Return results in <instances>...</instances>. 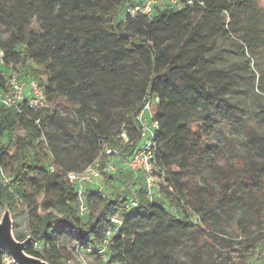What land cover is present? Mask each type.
Here are the masks:
<instances>
[{
	"label": "trees",
	"instance_id": "16d2710c",
	"mask_svg": "<svg viewBox=\"0 0 264 264\" xmlns=\"http://www.w3.org/2000/svg\"><path fill=\"white\" fill-rule=\"evenodd\" d=\"M145 1L0 0V90L20 73L38 83L49 105L66 99L71 122L82 126L68 139L60 116L30 107L28 95L20 112L0 107V213L7 206L13 217L27 214L28 235H14L30 238L27 253L49 264H65L67 247L77 246L92 249L98 264H187L176 255L193 237L200 245L221 241L243 260L264 246V159L228 156L217 110L232 86L206 61L217 35L242 55L264 50L259 0H195L181 9L156 6L151 17L127 14ZM194 11L203 23L193 25ZM154 99L156 164L172 192L159 184L162 196L149 201L144 185L134 196L143 178L129 173L108 178L114 200L90 186L83 197L68 175L106 149L118 155L103 154V164L130 159L141 146L136 118ZM115 215L123 224L104 261L97 252ZM222 215L236 218L239 240L213 232ZM198 253L188 264H201ZM7 257L0 252V264Z\"/></svg>",
	"mask_w": 264,
	"mask_h": 264
},
{
	"label": "rangeland",
	"instance_id": "374dc122",
	"mask_svg": "<svg viewBox=\"0 0 264 264\" xmlns=\"http://www.w3.org/2000/svg\"><path fill=\"white\" fill-rule=\"evenodd\" d=\"M259 6L264 12V0H259ZM198 23H203V14L200 11H194L193 25ZM214 25L213 22L210 23L207 31H212ZM232 39L237 40L239 36L233 35ZM209 45L212 47V52L206 56L208 67L232 86V91L226 95L225 102L217 110V115L221 119L220 121L225 124V127L220 123L218 125L221 127L226 141L227 154L230 156V152H233V155L246 158L253 156L258 159H264V50L261 52V50L259 51L256 48H248L245 51V55H242L233 46L232 41L224 39L220 35L211 37ZM248 63H250V71L247 68ZM15 75L18 77L22 76L20 73ZM26 80L28 81V79ZM26 80L23 79V81ZM45 108L51 109L60 116L65 122V127L68 131L66 133L71 135V137L67 135L68 139H75L73 135L82 126L79 123L77 124L76 120L75 122H71L74 119L72 105L66 99H61L50 105L47 103ZM242 123L251 128L254 134H248L243 128ZM24 134L25 132L20 128L18 135L23 137ZM124 162H126V159L116 162L119 169L115 174L116 177L121 174L130 173L129 171L122 170ZM8 174L9 171L4 172L3 175L8 176ZM130 174L133 175L132 173ZM108 182L111 185H115L110 179L102 178L95 181L93 188L97 189L99 186H103L102 194L114 200L116 191L114 188L106 186ZM156 184L159 185L160 183L156 180ZM144 185V180L143 183L138 182L131 189L132 194L136 196L135 191L141 189ZM115 187H119V185ZM84 190L82 189L81 194L83 197L86 196V194L83 195ZM87 211L85 202L81 201L80 213L83 215ZM2 213H0V217ZM235 219L231 215H222L221 219L214 225L213 232L219 238L239 240L240 234L237 232ZM13 220L15 232L21 237H26L28 235L27 214L24 213L13 217ZM196 238H191L177 251L176 259L178 262L188 264L191 262V256L200 251L202 253L199 255L201 264H259L264 253V246H262L252 251L243 260L236 254L231 253V250L221 241L200 245L198 243L199 239ZM200 246H203V248L200 249ZM71 249L67 247L63 263L98 264L92 256L82 253L76 254ZM4 264L14 263L7 257Z\"/></svg>",
	"mask_w": 264,
	"mask_h": 264
},
{
	"label": "built area",
	"instance_id": "2783aa9c",
	"mask_svg": "<svg viewBox=\"0 0 264 264\" xmlns=\"http://www.w3.org/2000/svg\"><path fill=\"white\" fill-rule=\"evenodd\" d=\"M194 2L195 0H146L145 3L137 4L136 6L128 9L127 14L131 17H135L137 15L151 17L156 6L163 5L181 9L186 6H192ZM4 57V52L0 50V66L5 65ZM15 74L17 73L10 74L7 87L0 90V107L20 112L21 104L26 98V95H28V105L30 107L39 110L44 109L47 104V100L38 83L34 80L23 81ZM158 103V99H154L153 101L146 103L141 112L138 114L136 121L140 128L141 146L133 153L130 159L124 162L122 169L124 171H129L134 176L136 175V178L142 176L146 189L145 197L149 201H153L154 198L162 196L159 185L156 184V180L172 192V188L168 187L165 183L164 172H162L156 164L157 147L154 141L155 132L159 129V124L154 118L152 107ZM103 154L106 156H117L118 151L114 149H106V151L102 153L91 166L80 172L70 173L68 175V182L70 185H73L80 193H82V189H86L88 186L94 187L96 180L114 176L119 170L116 162L120 161V159L111 160L110 162L103 164ZM96 190L99 193H102L103 186H99ZM131 206L133 208H138V200H134L131 203ZM111 224L113 225V228L107 231L106 239L103 241L101 249L97 252L100 259H103L104 261L106 260L105 251L108 249L115 230L121 227L123 223L121 218L115 215L111 218ZM74 252H76V254L82 253L94 257V255H92L94 254L92 249L84 250L77 246L75 247ZM259 264H264V253Z\"/></svg>",
	"mask_w": 264,
	"mask_h": 264
},
{
	"label": "water",
	"instance_id": "95a60500",
	"mask_svg": "<svg viewBox=\"0 0 264 264\" xmlns=\"http://www.w3.org/2000/svg\"><path fill=\"white\" fill-rule=\"evenodd\" d=\"M30 242V238L25 241L17 240L14 235L13 215L6 206L0 217V252L6 253L14 264H49L27 253L26 248Z\"/></svg>",
	"mask_w": 264,
	"mask_h": 264
}]
</instances>
